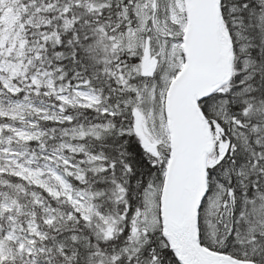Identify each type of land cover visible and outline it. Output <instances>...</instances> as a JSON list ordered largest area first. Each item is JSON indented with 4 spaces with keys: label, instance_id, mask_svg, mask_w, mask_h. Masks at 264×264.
Masks as SVG:
<instances>
[{
    "label": "snow or ice",
    "instance_id": "obj_1",
    "mask_svg": "<svg viewBox=\"0 0 264 264\" xmlns=\"http://www.w3.org/2000/svg\"><path fill=\"white\" fill-rule=\"evenodd\" d=\"M0 264H264V0H0Z\"/></svg>",
    "mask_w": 264,
    "mask_h": 264
}]
</instances>
